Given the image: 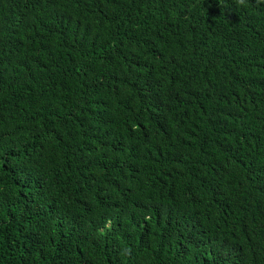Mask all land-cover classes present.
Wrapping results in <instances>:
<instances>
[{"label":"trees","instance_id":"obj_1","mask_svg":"<svg viewBox=\"0 0 264 264\" xmlns=\"http://www.w3.org/2000/svg\"><path fill=\"white\" fill-rule=\"evenodd\" d=\"M0 264H264V0H0Z\"/></svg>","mask_w":264,"mask_h":264}]
</instances>
